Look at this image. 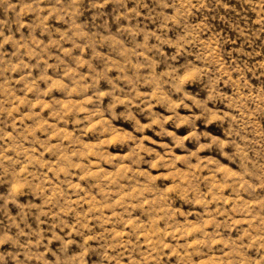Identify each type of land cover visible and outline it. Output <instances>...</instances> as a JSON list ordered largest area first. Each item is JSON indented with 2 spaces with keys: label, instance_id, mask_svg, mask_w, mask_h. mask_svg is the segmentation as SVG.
I'll return each mask as SVG.
<instances>
[{
  "label": "clouds",
  "instance_id": "obj_1",
  "mask_svg": "<svg viewBox=\"0 0 264 264\" xmlns=\"http://www.w3.org/2000/svg\"><path fill=\"white\" fill-rule=\"evenodd\" d=\"M0 0V264H264V0Z\"/></svg>",
  "mask_w": 264,
  "mask_h": 264
},
{
  "label": "rangeland",
  "instance_id": "obj_2",
  "mask_svg": "<svg viewBox=\"0 0 264 264\" xmlns=\"http://www.w3.org/2000/svg\"><path fill=\"white\" fill-rule=\"evenodd\" d=\"M230 2L234 5H236L237 7H239V4H237V0H230Z\"/></svg>",
  "mask_w": 264,
  "mask_h": 264
}]
</instances>
